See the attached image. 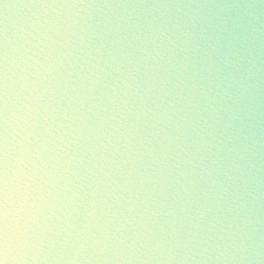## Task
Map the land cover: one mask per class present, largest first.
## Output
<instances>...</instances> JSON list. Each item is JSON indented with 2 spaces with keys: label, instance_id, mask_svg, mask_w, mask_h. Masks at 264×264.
<instances>
[{
  "label": "clouds",
  "instance_id": "1",
  "mask_svg": "<svg viewBox=\"0 0 264 264\" xmlns=\"http://www.w3.org/2000/svg\"><path fill=\"white\" fill-rule=\"evenodd\" d=\"M0 264H264V0H0Z\"/></svg>",
  "mask_w": 264,
  "mask_h": 264
}]
</instances>
